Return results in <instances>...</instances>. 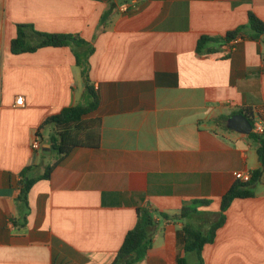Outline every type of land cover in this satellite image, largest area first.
<instances>
[{
	"label": "crops",
	"instance_id": "0c3cea01",
	"mask_svg": "<svg viewBox=\"0 0 264 264\" xmlns=\"http://www.w3.org/2000/svg\"><path fill=\"white\" fill-rule=\"evenodd\" d=\"M250 13L264 23V0H0V264H111L137 206L155 219L137 264L182 255L196 264L182 227L207 231L235 173L259 167L257 142L218 121L264 111V35L251 38ZM18 25L30 26L31 45L35 32L86 44L12 54ZM238 27L237 43L196 51L200 37ZM87 81L98 96L87 119L99 122V145L74 148L22 199L21 172L34 177L57 161L54 127L43 121L87 102ZM252 190L226 210L203 264H264V178ZM193 200L210 204L173 219Z\"/></svg>",
	"mask_w": 264,
	"mask_h": 264
},
{
	"label": "trees",
	"instance_id": "16d2710c",
	"mask_svg": "<svg viewBox=\"0 0 264 264\" xmlns=\"http://www.w3.org/2000/svg\"><path fill=\"white\" fill-rule=\"evenodd\" d=\"M247 27L253 32L251 38H258L264 35V23L253 14L248 15ZM28 25H18L15 37L10 43V52L12 54L34 52L43 47H62V46H81L86 44L85 40L72 34H48L35 32L40 41L34 45L27 43ZM244 27H238L228 32L222 38L200 37L197 43L196 51L198 53L215 51V48L207 47L209 43L217 45L229 43L236 37L243 36ZM88 101L79 103L71 107L63 108L59 113L47 117L42 126L52 125L54 133L50 137L51 150L57 154V161L52 165H47L42 174L29 177L26 167L20 174V195L22 199L26 198L30 187L38 180L49 179L50 175L62 159H64L74 148L86 147L96 148L99 145V122L94 119H87L98 106V96L88 81L85 85ZM233 114H242L251 122V109H242ZM227 117H219L218 121L225 125ZM257 142V158L259 167L251 171V177L248 182L235 183L220 200L217 220L212 223L207 231L203 232L191 223H185L181 229L184 240V253H194L196 255V264H203L201 250L203 245L211 243L215 232L225 221V212L236 198H247L253 196V186L261 182L264 178V135L249 134ZM210 204L209 200H193L183 204L180 213L173 217L188 218L200 213L199 207H206ZM137 220L135 226L127 231L116 257L111 264H137L146 255L147 251L153 245V229L155 219L153 210L137 206ZM63 261V260H62ZM56 264V259L55 263ZM63 264V262L59 263ZM177 264H187L184 255L177 258Z\"/></svg>",
	"mask_w": 264,
	"mask_h": 264
},
{
	"label": "built area",
	"instance_id": "2783aa9c",
	"mask_svg": "<svg viewBox=\"0 0 264 264\" xmlns=\"http://www.w3.org/2000/svg\"><path fill=\"white\" fill-rule=\"evenodd\" d=\"M128 8L127 5H121L120 10L125 11ZM238 39L235 38L229 42V44H235L237 43ZM228 44V45H229ZM22 97H18L15 101L16 105H21L22 103ZM264 111L261 112H255L251 115V126H252V133L255 135H264ZM31 147L33 150H39L40 149V141L35 138L31 144ZM251 173L250 172H237L235 173V178L239 180L240 182H248L250 180Z\"/></svg>",
	"mask_w": 264,
	"mask_h": 264
},
{
	"label": "water",
	"instance_id": "95a60500",
	"mask_svg": "<svg viewBox=\"0 0 264 264\" xmlns=\"http://www.w3.org/2000/svg\"><path fill=\"white\" fill-rule=\"evenodd\" d=\"M226 127L240 134H250L252 132L249 119L242 114H234L228 117Z\"/></svg>",
	"mask_w": 264,
	"mask_h": 264
},
{
	"label": "rangeland",
	"instance_id": "374dc122",
	"mask_svg": "<svg viewBox=\"0 0 264 264\" xmlns=\"http://www.w3.org/2000/svg\"><path fill=\"white\" fill-rule=\"evenodd\" d=\"M193 261H194V259H193V258H190V262L193 263ZM191 263H190V264H191Z\"/></svg>",
	"mask_w": 264,
	"mask_h": 264
}]
</instances>
